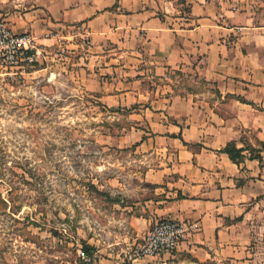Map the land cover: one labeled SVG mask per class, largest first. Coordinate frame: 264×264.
Segmentation results:
<instances>
[{
    "label": "crops",
    "instance_id": "0c3cea01",
    "mask_svg": "<svg viewBox=\"0 0 264 264\" xmlns=\"http://www.w3.org/2000/svg\"><path fill=\"white\" fill-rule=\"evenodd\" d=\"M0 21L38 46L78 38L85 90L142 158L143 227L197 225L141 262L264 264V153L223 152L264 143V0H0Z\"/></svg>",
    "mask_w": 264,
    "mask_h": 264
},
{
    "label": "rangeland",
    "instance_id": "374dc122",
    "mask_svg": "<svg viewBox=\"0 0 264 264\" xmlns=\"http://www.w3.org/2000/svg\"><path fill=\"white\" fill-rule=\"evenodd\" d=\"M79 44L0 67V264L158 263L133 258L144 164L129 123L85 90Z\"/></svg>",
    "mask_w": 264,
    "mask_h": 264
},
{
    "label": "built area",
    "instance_id": "2783aa9c",
    "mask_svg": "<svg viewBox=\"0 0 264 264\" xmlns=\"http://www.w3.org/2000/svg\"><path fill=\"white\" fill-rule=\"evenodd\" d=\"M85 48L89 39L83 38ZM34 37L29 33H14L6 23L0 21V67L16 69L23 65H34L40 50ZM197 229L196 224L162 218L156 220L146 231L142 243L135 252L136 260L156 259L177 251L188 236Z\"/></svg>",
    "mask_w": 264,
    "mask_h": 264
},
{
    "label": "trees",
    "instance_id": "16d2710c",
    "mask_svg": "<svg viewBox=\"0 0 264 264\" xmlns=\"http://www.w3.org/2000/svg\"><path fill=\"white\" fill-rule=\"evenodd\" d=\"M239 142L243 143L242 148H237V142L231 141L226 145V147L223 150V152L228 154L229 158L233 162L240 163L244 161L246 158L262 161V154L264 153V143L263 142L258 143L257 148L253 147L244 137H241ZM83 249L87 253L92 251V249H89L88 246H83Z\"/></svg>",
    "mask_w": 264,
    "mask_h": 264
}]
</instances>
